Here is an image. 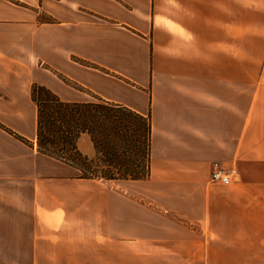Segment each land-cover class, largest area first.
<instances>
[{"label": "crops", "instance_id": "obj_1", "mask_svg": "<svg viewBox=\"0 0 264 264\" xmlns=\"http://www.w3.org/2000/svg\"><path fill=\"white\" fill-rule=\"evenodd\" d=\"M245 20L239 0H0V264H264V21ZM34 84L150 115V177L41 154Z\"/></svg>", "mask_w": 264, "mask_h": 264}, {"label": "trees", "instance_id": "obj_2", "mask_svg": "<svg viewBox=\"0 0 264 264\" xmlns=\"http://www.w3.org/2000/svg\"><path fill=\"white\" fill-rule=\"evenodd\" d=\"M31 99L37 107V146L41 154L73 166L82 179L141 181L150 177V115L103 100L64 102L39 84L31 87ZM83 135L90 138L94 157L79 150Z\"/></svg>", "mask_w": 264, "mask_h": 264}, {"label": "rangeland", "instance_id": "obj_3", "mask_svg": "<svg viewBox=\"0 0 264 264\" xmlns=\"http://www.w3.org/2000/svg\"><path fill=\"white\" fill-rule=\"evenodd\" d=\"M245 1L246 0H239V33H242L243 31H245L244 21H246L245 19H246L247 15H248V18H254V19L256 18L259 21L258 24L250 25V27H247V28L249 29V28H252L254 26V31H256L255 27L257 26L258 27L257 29L259 31H261L262 22L264 21V18H263L264 17V13H263L264 2H263V4H258V3H260L259 1H261V0H252V1L247 0L248 1L247 3H250V4L253 3V6L248 7V8L240 7L241 3L242 2L245 3ZM244 41L245 40L239 38V43L241 42V45H242V43H244ZM263 48H264V44H263L262 40H255L254 41V53H255V55L253 57L254 59H252V60H254V64L259 63L260 60L263 58V54H261V52L263 53ZM87 99H89V97H87ZM89 100H93V99H89Z\"/></svg>", "mask_w": 264, "mask_h": 264}, {"label": "built area", "instance_id": "obj_4", "mask_svg": "<svg viewBox=\"0 0 264 264\" xmlns=\"http://www.w3.org/2000/svg\"><path fill=\"white\" fill-rule=\"evenodd\" d=\"M211 182L215 185L229 187L239 181L238 171L234 169H224L215 164L211 172Z\"/></svg>", "mask_w": 264, "mask_h": 264}]
</instances>
